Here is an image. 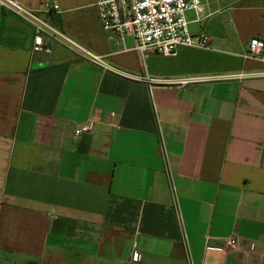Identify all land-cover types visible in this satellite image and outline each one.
<instances>
[{
    "label": "crops",
    "instance_id": "obj_1",
    "mask_svg": "<svg viewBox=\"0 0 264 264\" xmlns=\"http://www.w3.org/2000/svg\"><path fill=\"white\" fill-rule=\"evenodd\" d=\"M16 1L57 5L52 24L119 73L33 52L0 8V264H264V63L242 58L264 0H201L186 20L210 48L145 58L107 38L98 0Z\"/></svg>",
    "mask_w": 264,
    "mask_h": 264
},
{
    "label": "built area",
    "instance_id": "obj_2",
    "mask_svg": "<svg viewBox=\"0 0 264 264\" xmlns=\"http://www.w3.org/2000/svg\"><path fill=\"white\" fill-rule=\"evenodd\" d=\"M96 7L101 29L107 38L121 40L126 36L131 37L134 50L142 58L149 54L175 56L179 47L210 48V37L202 32L190 33L186 20L188 11L194 12L196 21L202 18L201 0H98ZM0 8L30 25L33 30V52L48 54L51 50L49 44L56 42L105 70L119 73L52 24L49 16L58 12L57 5L45 1L39 9L32 10L16 0H0ZM242 58L264 63V41L251 38ZM112 119H116L115 114ZM92 127L93 122L88 120L74 128L73 136L77 138L90 133ZM238 246L239 241L234 235L225 237L220 244V248L227 253L237 250ZM249 249L253 251L254 245L250 244ZM128 264H141L136 251L131 252Z\"/></svg>",
    "mask_w": 264,
    "mask_h": 264
},
{
    "label": "rangeland",
    "instance_id": "obj_3",
    "mask_svg": "<svg viewBox=\"0 0 264 264\" xmlns=\"http://www.w3.org/2000/svg\"><path fill=\"white\" fill-rule=\"evenodd\" d=\"M189 28V27H188Z\"/></svg>",
    "mask_w": 264,
    "mask_h": 264
}]
</instances>
